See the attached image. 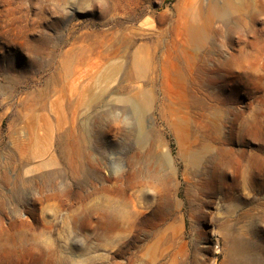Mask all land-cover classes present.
Masks as SVG:
<instances>
[{
    "label": "rangeland",
    "instance_id": "374dc122",
    "mask_svg": "<svg viewBox=\"0 0 264 264\" xmlns=\"http://www.w3.org/2000/svg\"><path fill=\"white\" fill-rule=\"evenodd\" d=\"M0 264H264V0H0Z\"/></svg>",
    "mask_w": 264,
    "mask_h": 264
},
{
    "label": "bare ground",
    "instance_id": "6f19581e",
    "mask_svg": "<svg viewBox=\"0 0 264 264\" xmlns=\"http://www.w3.org/2000/svg\"><path fill=\"white\" fill-rule=\"evenodd\" d=\"M215 7H216V5L212 1H208L203 7L201 6L199 8H192L191 9V11L189 12V15H191V17H193L196 22H193V24L190 23V25H187V23L185 22V24L183 26V34H184V37L186 38V40L190 41V39H192V37L198 36L202 32H207V30L209 29V26L211 24V21H212L211 11ZM184 21H185V19H184ZM141 62H140V64H141ZM110 78H111V75L106 70L105 72L101 73L98 80L103 82V81L109 80ZM43 199H45L44 196L32 198L30 205L38 204V203L40 204L43 201ZM28 209H29V217H31V216L33 217L31 222L34 221L33 223L29 224V226L32 227V229H34V225H36L35 227H37L41 224L42 221H40L41 219L38 216L35 209H31V208H28ZM90 209L91 210H89V211H91V212H94V211H98L99 213L104 212L103 214L108 215L110 217L111 221L114 222V224H116V225H121V223L123 221L122 218H119V216H116L114 214V209H111L110 206H107V205L103 206L100 202L91 205ZM51 211H52V209H51ZM67 217H68V221L70 219L72 220L74 218V212L67 214L66 218Z\"/></svg>",
    "mask_w": 264,
    "mask_h": 264
}]
</instances>
